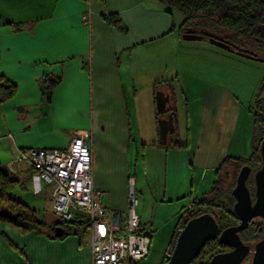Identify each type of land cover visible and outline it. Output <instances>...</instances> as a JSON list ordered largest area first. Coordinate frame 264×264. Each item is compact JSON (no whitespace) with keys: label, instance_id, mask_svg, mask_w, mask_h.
Listing matches in <instances>:
<instances>
[{"label":"crops","instance_id":"crops-1","mask_svg":"<svg viewBox=\"0 0 264 264\" xmlns=\"http://www.w3.org/2000/svg\"><path fill=\"white\" fill-rule=\"evenodd\" d=\"M85 13L90 15L89 24L83 22ZM107 13L118 14L127 31L109 24L104 19ZM17 22L24 23L21 30L11 24ZM173 22L177 23L155 0H0V75L16 85L15 95L0 105V163L19 180L13 194L36 209L39 217L43 209L52 211L54 185L27 161L10 164L20 151L65 149L77 133L89 135L94 184L105 192L106 209L120 212L124 223L129 178L134 176L133 152L137 163L141 159L140 137L145 167L149 150L151 155L162 154L168 171L176 158L183 162L189 158L191 166L183 164L184 179L192 171L196 193L206 189L228 156L245 157L242 145H232L237 116L227 111L228 97L216 78L202 83L195 93L191 84H183L187 101L195 99L203 110L197 113L195 108L194 119H201L198 124L194 120L195 132L186 136L188 146H166L156 140V91L168 85L163 90L170 95L168 107L175 106L178 116L174 83L180 79V63L188 57L180 54L186 39L171 30ZM181 68L197 72L192 65ZM205 70L199 66L198 71ZM53 78L60 82L48 98L42 85ZM140 94L152 133L147 142L134 130L141 129L142 111L137 105L130 107ZM149 232L153 239L154 230ZM0 264H93L91 234L53 240L2 223Z\"/></svg>","mask_w":264,"mask_h":264},{"label":"trees","instance_id":"trees-1","mask_svg":"<svg viewBox=\"0 0 264 264\" xmlns=\"http://www.w3.org/2000/svg\"><path fill=\"white\" fill-rule=\"evenodd\" d=\"M155 2L177 22H173L171 30H177L180 36L186 33L200 34L205 39L213 36L225 41L236 51L264 58V0H155ZM104 19L124 32L127 31L118 14H104ZM11 24L17 30L24 27L22 22ZM59 82L60 78L47 79L43 82L42 90L47 93L48 98ZM0 87L1 105L15 95L16 85L0 75ZM255 100L251 155L248 158L228 156L224 160L215 171L216 179L210 189L193 198L192 207H186L179 216L174 234L176 239L180 228H184L190 219L204 213H210L216 218L221 231L239 223L240 219L234 208L236 198L233 189L237 183L238 173L244 165L252 167L248 186L255 197L254 176L262 166L261 144L264 139L263 83ZM173 111L176 113L175 106ZM157 115L160 116L158 113ZM168 145L187 147L188 141L181 142L179 137L176 140L170 138L166 146ZM230 167L234 168L230 176L224 173L223 177L222 171ZM250 182H253V189ZM18 184L19 180L0 163V224L10 223L24 232H35L53 240H64L74 235L81 238L91 232L90 220L83 215L72 220L59 218L49 221L50 223L41 219L36 209L13 194ZM58 227L63 229L60 235L56 233ZM240 236L245 243L253 245L264 237V227L255 229L249 225ZM227 250L229 247L222 244L217 237L205 244L192 264H207L213 255Z\"/></svg>","mask_w":264,"mask_h":264},{"label":"rangeland","instance_id":"rangeland-1","mask_svg":"<svg viewBox=\"0 0 264 264\" xmlns=\"http://www.w3.org/2000/svg\"><path fill=\"white\" fill-rule=\"evenodd\" d=\"M178 17L179 19L181 18L180 15H178ZM181 44L180 54L187 53L188 57H185L183 62L180 63V79L174 83L176 96L178 98L177 133L170 135V138L176 140L178 137H181L182 140L185 141L188 132L191 131L194 133L201 119V116L195 117V119H197V124L194 123L195 108L197 113L203 112L201 104L196 105L195 99H191L190 102L187 101L185 95H183V84H185V82L188 86L191 84L190 88H194L193 92L195 93L198 92L202 83L208 80L212 81L216 78L215 82L222 85L223 87L221 89L227 94V111L230 112V114L235 113L234 116H237L234 124V126L237 127L236 136L233 139L232 145L233 147L242 145L243 149L245 148L244 152H246L244 156L248 158L252 153V140L255 125L254 111L256 110L255 99L264 80V62L227 52L225 49L212 44L209 39L182 40ZM182 63L184 65H192V68L194 67L197 72L193 70V73H189L186 71V68H181V66H183ZM200 65L206 66L207 73L206 70L198 71ZM229 65L234 66L235 70L231 69ZM214 69H218L217 72H220V76ZM197 75L201 77L197 78ZM167 88L168 85H163L156 93L159 90ZM231 98L233 100L229 101ZM135 100V104H130V107L135 108L134 105H137L136 110L142 111V114L140 116L141 129L137 130L136 127L134 130L135 132L138 131L143 133L142 140L147 142L152 140V133L149 131L151 129L149 128V115L145 114L144 97L140 94ZM222 104H225V101H222ZM208 105L211 106L213 103L209 101ZM189 109L191 113L190 119L188 116ZM132 125H134V121ZM140 138L137 140L140 144L141 159L140 162L137 163L135 157L136 153L133 152L131 165L132 174L138 178L136 184V194L138 198L137 212L141 217L143 225L147 228V231L151 229L154 230L149 255L141 261V264H165L167 262V254L175 240L174 234L181 211H184V209L190 205L195 196L210 189L212 182L216 179V175L214 174L210 178L206 184V189L198 192V194L195 191L198 188V183L193 185L192 171L188 178L184 179L186 175L183 171V164L187 162V165L191 166L189 158L184 162L182 159L176 158L174 164L170 165L168 171L166 160H161L162 154L157 153L156 156L151 155L152 150H149V159L145 167L142 157L143 143H141ZM159 138L158 135L156 140ZM242 142L245 143V146ZM147 148L149 149V147ZM233 170V167L226 168L222 171L221 175L225 177V172L229 173V171L232 172ZM250 187L253 189V182H250ZM183 190L186 193H184ZM40 218L59 219L58 216L53 214L51 209H43ZM250 225L255 229L264 227V218H254ZM250 263L251 259L249 258L243 264Z\"/></svg>","mask_w":264,"mask_h":264},{"label":"built area","instance_id":"built-area-1","mask_svg":"<svg viewBox=\"0 0 264 264\" xmlns=\"http://www.w3.org/2000/svg\"><path fill=\"white\" fill-rule=\"evenodd\" d=\"M82 19L85 24H89V13H85ZM17 161H27L44 181L54 185V215L63 220L83 215L90 220L93 264H141L149 255L152 237L143 227L137 212L135 177L129 178L128 208L124 223L120 212L106 209L105 192L94 184L88 134L77 133L65 149L20 151L10 167ZM192 205L191 201L188 207ZM175 246L176 240L167 254V261Z\"/></svg>","mask_w":264,"mask_h":264},{"label":"water","instance_id":"water-1","mask_svg":"<svg viewBox=\"0 0 264 264\" xmlns=\"http://www.w3.org/2000/svg\"><path fill=\"white\" fill-rule=\"evenodd\" d=\"M183 38L186 40H201L204 39V36L186 33L183 34ZM209 40L212 44L225 50L264 62V58L247 52L236 51L219 38L212 36ZM155 99L157 112L160 115L158 117L160 142L167 144L170 135L177 133V115L175 112H171L168 116H164L170 102V95L166 94L165 91H158ZM261 156L262 166L254 176L255 200H253L248 186L252 167L244 165L237 176L233 194L236 198L234 208L240 219L239 224L221 231L216 218L210 213H204L190 219L181 229L176 239L175 249L165 264H192L205 244L217 237L222 244L231 250L213 255L207 264H243L248 257H251V264H264V237L251 246L245 243L240 236V233L250 225L251 220L257 217L264 218V139L261 144ZM62 231L61 227L56 228L58 235Z\"/></svg>","mask_w":264,"mask_h":264},{"label":"flooded vegetation","instance_id":"flooded-vegetation-1","mask_svg":"<svg viewBox=\"0 0 264 264\" xmlns=\"http://www.w3.org/2000/svg\"><path fill=\"white\" fill-rule=\"evenodd\" d=\"M171 112H174V111H173V107L171 106V107L169 108V107L167 106V111L164 113V116H168L169 113H171ZM230 173H231V171H229V173H228V172H225V174H226L227 176L230 175ZM251 193H252V192H251ZM252 197H253V200H255V197H254L253 195H252ZM251 221H252V220H251ZM239 222H240V221H239ZM250 223H251V222H250ZM238 224H239V223H238ZM238 224H237V225H238ZM248 227H249V226H248ZM248 227H247V228H248ZM242 232H243V231H242ZM242 232H241V233H242ZM241 233H240V234H241ZM256 243H257V242H256ZM253 245H254V244H253ZM253 245H251V246H253ZM229 250H231V249L229 248ZM229 250H227V251H229ZM249 258L251 259V257H248V259H249Z\"/></svg>","mask_w":264,"mask_h":264}]
</instances>
